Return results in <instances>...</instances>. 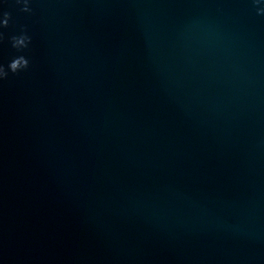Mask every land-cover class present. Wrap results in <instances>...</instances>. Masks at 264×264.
Instances as JSON below:
<instances>
[{"label": "water", "instance_id": "water-1", "mask_svg": "<svg viewBox=\"0 0 264 264\" xmlns=\"http://www.w3.org/2000/svg\"><path fill=\"white\" fill-rule=\"evenodd\" d=\"M22 7L0 0V64L29 60L0 80V264H264V0Z\"/></svg>", "mask_w": 264, "mask_h": 264}, {"label": "clouds", "instance_id": "clouds-1", "mask_svg": "<svg viewBox=\"0 0 264 264\" xmlns=\"http://www.w3.org/2000/svg\"><path fill=\"white\" fill-rule=\"evenodd\" d=\"M17 4L23 3V7L21 11L31 12L32 9L29 7V0H15ZM254 2L258 3V0H254ZM258 14H264V7L257 8ZM0 15H2L3 19L0 20V28L7 27L9 19L11 17V13L6 10H0ZM4 39L3 31H0V41ZM11 45L13 48L22 50L27 48L29 43L31 42V37L27 34L26 31H22L19 35H12L10 37ZM29 66V60L24 55H19L14 57L5 67V65L0 64V80L6 79L8 77L9 71L12 73H18Z\"/></svg>", "mask_w": 264, "mask_h": 264}]
</instances>
